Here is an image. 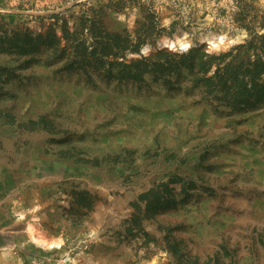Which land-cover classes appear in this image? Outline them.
Instances as JSON below:
<instances>
[{"label": "rangeland", "instance_id": "rangeland-1", "mask_svg": "<svg viewBox=\"0 0 264 264\" xmlns=\"http://www.w3.org/2000/svg\"><path fill=\"white\" fill-rule=\"evenodd\" d=\"M81 1L0 0V25L38 34ZM154 1L166 29L128 58L248 36L237 0ZM137 11L116 20L132 29ZM18 64L0 55L15 68L0 78V264H264V102L232 112L187 69L167 83ZM164 183L188 199L146 215L140 197Z\"/></svg>", "mask_w": 264, "mask_h": 264}, {"label": "trees", "instance_id": "trees-1", "mask_svg": "<svg viewBox=\"0 0 264 264\" xmlns=\"http://www.w3.org/2000/svg\"><path fill=\"white\" fill-rule=\"evenodd\" d=\"M237 2L234 22L244 27L248 36L220 53L209 52L202 45L182 54L161 49L128 58L130 53H140L143 45L155 43L166 29L155 9V1L85 0L51 13L50 23L43 25L47 26L46 30L38 34L28 30L10 31L0 25V55L18 61V67L41 61L50 65L60 63V70L82 71L89 77L94 72L108 81H144L150 74L171 83L172 76L180 80L187 69L194 87L203 85L208 96L232 112L246 110L264 102V32L257 33L252 25L257 20L263 28L264 15L259 18L253 12L254 6L243 3L244 0ZM135 7L138 11L132 29L118 20L119 25L111 21L112 17L116 19L118 14ZM14 71V67L1 66L0 78L13 77ZM161 187L162 191H156L155 195L140 197L146 203V215L176 207L188 199L189 195L184 198L174 195L166 183ZM168 244L170 251L178 252L177 238Z\"/></svg>", "mask_w": 264, "mask_h": 264}, {"label": "bare ground", "instance_id": "bare-ground-1", "mask_svg": "<svg viewBox=\"0 0 264 264\" xmlns=\"http://www.w3.org/2000/svg\"><path fill=\"white\" fill-rule=\"evenodd\" d=\"M224 38L225 37L223 35H218L216 38H214L212 43L214 45H218L219 44L218 42L224 40ZM226 39H227V37H226ZM166 44H168L167 46H171V47L175 46V42L173 40H166ZM181 46L189 47L190 43L187 40H184V41L181 42Z\"/></svg>", "mask_w": 264, "mask_h": 264}, {"label": "water", "instance_id": "water-1", "mask_svg": "<svg viewBox=\"0 0 264 264\" xmlns=\"http://www.w3.org/2000/svg\"><path fill=\"white\" fill-rule=\"evenodd\" d=\"M111 21H112L113 23L119 25V22L115 19V16L111 18ZM148 49H149V47H143V48L141 49V54L144 53V52H145L146 50H148ZM131 54H132V53H131ZM132 56H134V54H132Z\"/></svg>", "mask_w": 264, "mask_h": 264}]
</instances>
